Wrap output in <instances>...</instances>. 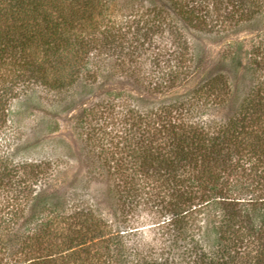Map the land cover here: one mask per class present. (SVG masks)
I'll use <instances>...</instances> for the list:
<instances>
[{"label": "trees", "instance_id": "1", "mask_svg": "<svg viewBox=\"0 0 264 264\" xmlns=\"http://www.w3.org/2000/svg\"><path fill=\"white\" fill-rule=\"evenodd\" d=\"M112 1L0 0V264H264V82L240 92L200 48L263 21L264 0H116L174 24L188 56L147 84L107 74L92 95L88 54L115 44L94 34ZM160 26L128 24V48ZM129 80L135 94L104 89ZM78 82L76 97L49 99L81 106L69 154L83 172L69 187L82 205L67 211L43 182L48 162L17 158L31 145L13 132L22 112H46L41 92Z\"/></svg>", "mask_w": 264, "mask_h": 264}, {"label": "rangeland", "instance_id": "2", "mask_svg": "<svg viewBox=\"0 0 264 264\" xmlns=\"http://www.w3.org/2000/svg\"><path fill=\"white\" fill-rule=\"evenodd\" d=\"M118 6L120 7L118 2L113 0L106 7L105 12L100 17L97 16L99 23H97L94 32L95 37L99 38L101 33H103L102 36H113L115 44L113 45L112 42L108 51L100 49L102 51L100 53L99 50L94 51L95 48L101 47L100 41L97 40L94 42L96 47L88 54V61H95V66L92 65L93 68L88 73L93 74L94 80L91 79L90 83H86L87 86L88 84L90 86L87 87L88 89L92 88V95L96 94L97 87L101 85L100 83L107 74H113L114 77L135 74L140 82L147 84L148 81H153L161 74L164 75L169 70L174 69L179 60L183 61L182 59L188 56V53L185 54L184 48V45L189 43L188 36L186 38L181 31L168 28L175 27L174 24H164L160 21L161 18L158 19L152 13L144 12V10L139 11L138 16H134L130 14L129 8L122 10ZM140 19L142 23L144 22L148 26L152 25L153 21L155 24L161 25L159 32L151 38L152 40H144V45L139 43L140 45L136 48H128L127 44L132 32L128 28V24ZM131 26L134 25L131 24ZM240 27L235 33H230L231 31L217 32L210 34L211 37L201 35L204 39L200 42V48L205 53V58L209 59V70L213 68L223 70L224 76L231 80V86L237 84L239 91L243 92L254 84H252V76L255 79L259 78L260 82H264V20L253 24H242ZM92 37L94 36L92 35ZM89 38L91 37L89 36ZM86 40L84 41L86 42ZM91 56L93 59H89ZM82 74L85 72L83 71ZM127 83L129 86L126 85ZM127 83L120 84L109 81L104 89L107 88L112 94L120 90L135 94L136 91L131 86L132 81L129 80ZM83 89L82 83L78 82L62 91V94L61 92L56 94V92L49 90L39 91L43 97L41 107L46 112L42 113L35 110L22 112L21 116L16 117L17 127L13 132L16 142L26 140L31 145L23 149L24 151L21 150L22 153L17 158L31 159L37 162L45 159L48 162L47 165L49 166L42 171L43 182H48L54 189L62 188V194L65 193L64 198L66 199L62 200V205L67 211L75 210L82 205L80 198L83 195V189H81V185L79 186L77 183L76 192L72 190L71 186L69 187V181L83 172V168L79 166L76 157H74L75 153L71 154L72 157L69 154V149L71 148L72 152L73 149L76 150V144L79 142L78 130L75 131L77 127L75 117L81 106L76 103L73 109L70 110L69 108L68 111H64L63 107L56 109L49 99L61 98V96L71 98L73 94L76 97V93H81ZM93 98L92 96L85 99L86 104L83 106H86L88 101ZM220 114L222 115L224 112H220ZM207 115L208 117H217L218 112H209ZM140 220L142 223H139V227H145L147 222H145L144 216Z\"/></svg>", "mask_w": 264, "mask_h": 264}]
</instances>
